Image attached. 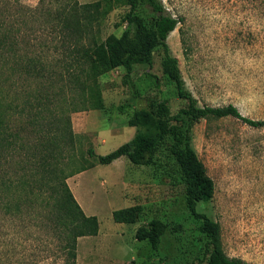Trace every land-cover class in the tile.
I'll list each match as a JSON object with an SVG mask.
<instances>
[{"label": "rangeland", "instance_id": "1", "mask_svg": "<svg viewBox=\"0 0 264 264\" xmlns=\"http://www.w3.org/2000/svg\"><path fill=\"white\" fill-rule=\"evenodd\" d=\"M18 1L31 9L30 13L41 4L40 0ZM78 1L100 2L96 35L105 38L121 34L127 5L120 0ZM162 2L181 19L167 43L178 59L185 87L198 104H233L245 116L264 118V0ZM137 12L145 15L141 7ZM30 18L28 12L29 44L36 36L50 45L52 35L39 31V20ZM42 51L48 59L58 56L50 46ZM161 58L162 50L156 48L146 59L131 60L101 75L102 106L70 114L78 136L73 143L75 159L66 164V170L93 165L92 171L79 180V192L87 213L99 221L96 235L78 237L76 264H128L131 259L143 264H206L202 260L205 238L198 230L201 220L188 209L185 184L168 149L170 137L157 148L150 165L129 162L123 173L115 168L118 164L96 163L86 153L93 147L97 154H106L128 141L135 128L128 126L127 120L135 108L148 106L156 116L171 119L183 104L174 83L162 73ZM8 82L16 86L27 83L29 87L22 90L26 93L31 89V80L18 74ZM9 93L14 92L9 89ZM192 145L214 182L213 197L208 203H200L198 211L218 222L221 245L228 256L264 264V127L250 126L231 116L200 120L192 128ZM22 153L16 155L13 168H28L25 162L17 164L24 157ZM100 173L107 178L104 185ZM118 197H124L126 203L118 202ZM128 204L141 207L135 222L113 221L111 211ZM152 217L169 225L155 253L147 241L134 237L137 226ZM42 220L25 212L4 215L0 211V244L4 248L6 242L13 244L8 246L14 247L10 249L12 264L20 259L22 249L29 259L40 260L47 252L42 251L46 246L44 232L37 227ZM24 241L28 248L21 245ZM56 242L52 238L47 246L49 262L56 259ZM44 261L38 263L46 264Z\"/></svg>", "mask_w": 264, "mask_h": 264}, {"label": "trees", "instance_id": "2", "mask_svg": "<svg viewBox=\"0 0 264 264\" xmlns=\"http://www.w3.org/2000/svg\"><path fill=\"white\" fill-rule=\"evenodd\" d=\"M120 1L128 7L123 15V31L119 36L101 38L94 31L99 1L40 0L41 4L30 13L31 9L18 0H0V211L4 215L25 212L29 217L43 219L37 227L45 235L42 251H47L39 260L29 259L22 249L15 263L37 264L45 259L48 264L47 246L54 238L56 259L49 263L76 264L78 237L98 233L97 216L84 213L66 181L93 166L88 163L74 171L66 170V164L75 159L73 143L78 136L72 129L70 114L102 106L98 82L101 75L131 60L146 59L160 48L162 73L174 83L183 104L171 119L156 116L148 106L135 108L127 120V125L135 128L128 141L106 154H97L93 147H88L86 153L96 163L105 165L120 156H126L134 165H150L157 148L170 137L168 149L183 178L188 209L201 220L198 230L205 238L202 260L206 264H252L228 256L221 245L218 222L197 209L213 197L214 182L192 145V128L200 120L227 116L264 127V118L245 116L233 104L199 105L185 87L178 59L167 43L180 17L172 15L162 0ZM140 7L145 15L137 12ZM28 12L30 19L39 20V31L52 35L50 45L36 36L34 43L29 44L32 33L26 29ZM33 45L35 48L29 50ZM49 46L57 52L56 58L48 59L42 51ZM14 74L31 80L28 93L22 91L24 86L29 87L27 83L16 86L15 82H8ZM20 151L24 157L17 164L25 162L27 169L12 166ZM140 209V205L113 209L111 217L115 222L133 223ZM168 227L163 219L152 217L137 226L134 237L147 241L155 253ZM5 244V248L0 244V264H12L10 249L14 247L8 246L13 244ZM26 244L21 245L28 248ZM128 264L143 263L131 259Z\"/></svg>", "mask_w": 264, "mask_h": 264}, {"label": "crops", "instance_id": "3", "mask_svg": "<svg viewBox=\"0 0 264 264\" xmlns=\"http://www.w3.org/2000/svg\"><path fill=\"white\" fill-rule=\"evenodd\" d=\"M130 127H133V126H130ZM129 163V160L127 159L126 156H120L118 157L117 159L113 160L110 164H107V165H111L113 166L114 164H118L115 168L119 169L121 173H123V169L124 167ZM90 169H93V166L83 170V171H80L78 173H75L71 176H69L67 178V184L69 186V188L71 189L75 199L77 200V202L79 203V205L81 206V208L83 209L84 213L86 215H92V214H88L84 205H83V202H81V199L84 201L83 199V196L80 194L79 190V180L85 176L86 174L90 173L92 170ZM102 180V185H104V183L106 182L105 179L107 180L106 176H104L103 174L100 173V176H99ZM118 202H124L125 199L124 197H118ZM126 203V201H125ZM129 206V204H128ZM127 207V206H126ZM119 223H124V222H119Z\"/></svg>", "mask_w": 264, "mask_h": 264}]
</instances>
